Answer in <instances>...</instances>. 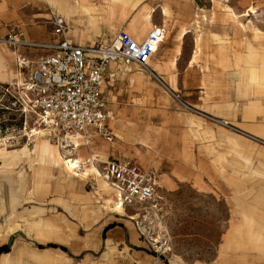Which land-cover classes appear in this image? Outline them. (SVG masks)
Listing matches in <instances>:
<instances>
[{"label":"crops","instance_id":"obj_1","mask_svg":"<svg viewBox=\"0 0 264 264\" xmlns=\"http://www.w3.org/2000/svg\"><path fill=\"white\" fill-rule=\"evenodd\" d=\"M250 9L256 17L234 15ZM56 16L65 22L62 37L83 47L109 44L122 30L141 39L155 24L171 35L149 71L118 62L104 71L112 141L94 128L89 143L40 132L33 151L25 146L6 161L0 214L19 226L0 227V247H10L0 264H169L135 223L105 216L114 190L108 194L91 167L68 170L57 147L80 162L129 159L155 175L166 220L169 196L184 186L218 201L214 227L223 237L211 264H264V0H0V36L18 28L27 41L51 43ZM14 78L15 55L0 42V84ZM46 212L60 221L49 227Z\"/></svg>","mask_w":264,"mask_h":264},{"label":"built area","instance_id":"obj_2","mask_svg":"<svg viewBox=\"0 0 264 264\" xmlns=\"http://www.w3.org/2000/svg\"><path fill=\"white\" fill-rule=\"evenodd\" d=\"M250 10L247 15L256 17L257 13ZM64 30V19L56 16L53 20L55 38L51 43L27 41L18 28L11 29L4 39L15 55L17 78L13 85L18 87L23 112L26 117L31 115L39 133H45L56 142L65 136L83 137L89 143L87 131L90 128L112 141L114 136L106 125L104 108V71L111 62L126 66L136 63L149 71L165 30L155 24L141 39L122 30L109 44L97 43L86 47L64 39ZM31 48L51 52L34 57L24 51ZM174 73L175 67L167 69L168 75ZM85 167H91L95 176L102 178L114 190L111 212L134 220L150 248L160 256L166 254L170 249L171 235L164 219L166 199L160 192L157 177L129 159L106 161L90 156L73 173H85Z\"/></svg>","mask_w":264,"mask_h":264},{"label":"rangeland","instance_id":"obj_3","mask_svg":"<svg viewBox=\"0 0 264 264\" xmlns=\"http://www.w3.org/2000/svg\"><path fill=\"white\" fill-rule=\"evenodd\" d=\"M5 37L0 36V42L5 43ZM14 81L15 78L7 84H0L7 86H0V191H4V180L11 174L10 170L5 173L6 161L11 162L14 154L23 153L24 147L29 144L30 131L35 128L31 115L26 117L23 112L19 90L13 85ZM169 197L172 206L167 220L166 217L164 219L170 231L171 244L170 249L160 259L167 260L169 264H211L217 253L218 242L223 237L221 227H214V221L218 220V216L214 217V206L218 201L203 199L189 186H184L175 196ZM105 216L110 219L117 217L119 220L116 221L129 227L134 226V220L126 215L111 213L110 209H107ZM59 221V215L45 213V222H49V227ZM16 226H19L18 222L14 224L10 217L0 214V227ZM154 227L157 228L156 224ZM153 253L156 254L154 251ZM155 257L158 258L157 255ZM126 258L131 260L128 254Z\"/></svg>","mask_w":264,"mask_h":264},{"label":"bare ground","instance_id":"obj_4","mask_svg":"<svg viewBox=\"0 0 264 264\" xmlns=\"http://www.w3.org/2000/svg\"><path fill=\"white\" fill-rule=\"evenodd\" d=\"M161 8V7H160ZM151 12L147 13V15L145 16L147 21H148V24L151 25L152 22H153V17H154V14H155V9H151ZM148 9V10H149ZM165 12V11H164ZM247 13H244L242 15H239L237 13L234 12V15L236 17H244ZM162 22L164 23V21L162 20ZM147 25L146 27L143 28V31H146L148 29V26ZM171 35V31L169 29H166V33L164 35V39H163V42H165ZM39 137H40V133L39 131L37 130V128H33L31 131H30V134H29V144H26L27 147H26V152H30V151H33L37 144H38V140H39ZM32 147V148H31ZM56 153L57 155L59 156V158L61 159V161L64 163L65 167H67L68 170H70L71 172H76V168L80 166V161L74 157L73 154H63L61 153V151L58 149V147L56 148ZM102 185H103V188L104 190L110 194L111 193V187L110 185L107 183V182H104L102 181ZM112 207H110V212L112 211L111 210ZM117 211L121 212V209H118ZM130 218V217H129Z\"/></svg>","mask_w":264,"mask_h":264},{"label":"trees","instance_id":"obj_5","mask_svg":"<svg viewBox=\"0 0 264 264\" xmlns=\"http://www.w3.org/2000/svg\"><path fill=\"white\" fill-rule=\"evenodd\" d=\"M0 86H3V85H0ZM3 87H7V86H3ZM48 246H50V247H58V245H55V244H49ZM39 247H40V248H43L44 246L39 245ZM61 248H62L63 250H66L65 247H61ZM9 249H10L9 245H4V246L0 247V254H1L2 252H7V251H9Z\"/></svg>","mask_w":264,"mask_h":264}]
</instances>
